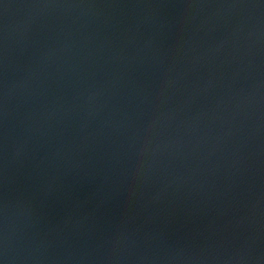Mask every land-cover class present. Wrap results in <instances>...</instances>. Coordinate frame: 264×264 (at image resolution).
Wrapping results in <instances>:
<instances>
[{"label":"water","instance_id":"1","mask_svg":"<svg viewBox=\"0 0 264 264\" xmlns=\"http://www.w3.org/2000/svg\"><path fill=\"white\" fill-rule=\"evenodd\" d=\"M0 264H264V0H0Z\"/></svg>","mask_w":264,"mask_h":264}]
</instances>
